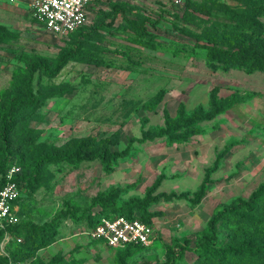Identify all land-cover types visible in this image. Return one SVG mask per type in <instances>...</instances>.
<instances>
[{
	"label": "rangeland",
	"instance_id": "374dc122",
	"mask_svg": "<svg viewBox=\"0 0 264 264\" xmlns=\"http://www.w3.org/2000/svg\"><path fill=\"white\" fill-rule=\"evenodd\" d=\"M31 1L0 0V26L17 36L0 44V100L12 88V78L21 76L34 56L51 62L61 50L78 44L91 64L68 61L53 78L33 75L34 92L61 84L68 85L70 92L45 99L30 119L13 130L11 148L21 170L43 149L61 148L77 138L92 140V151L101 145L121 151L129 139L162 127L163 110L171 118L179 105L186 114L197 107L208 110L212 91L216 99L234 94L244 99L198 122L197 135L183 143L167 144L161 138L130 144L127 155L112 161L109 171L98 159L43 166V183L32 193L20 191L15 203L18 224L42 225L67 206L74 208L79 221L59 220L47 245L32 227L1 233L0 264H47L52 258L60 260L53 264H166L171 240L193 241L216 206L246 200L264 184V74L207 68L205 49L199 46L203 43L194 39L205 24L180 19L183 0H101L87 14L81 28L86 35L77 38L47 33L31 19ZM210 1L236 5L229 0ZM113 2L131 7L125 18L147 19L145 28L151 37L139 38L124 29L120 14L111 27L98 28L101 12ZM254 3L264 5L263 0ZM259 21L264 29V17ZM159 91L163 96L155 106ZM204 180L203 196L197 204L191 203L192 193ZM113 188L120 191L115 208L131 199L167 198L148 202L143 213L134 212L148 219L153 230L148 248L111 249L87 235L89 214L97 210L90 207L91 200ZM216 228L223 245L236 247L248 240L251 250L264 247V193L254 212L224 217ZM179 264L215 263L185 253ZM229 264H264V251L243 254Z\"/></svg>",
	"mask_w": 264,
	"mask_h": 264
},
{
	"label": "trees",
	"instance_id": "16d2710c",
	"mask_svg": "<svg viewBox=\"0 0 264 264\" xmlns=\"http://www.w3.org/2000/svg\"><path fill=\"white\" fill-rule=\"evenodd\" d=\"M229 1L236 5L230 6L210 0L198 4L190 0H183V11L180 19H184L186 23L190 24H195L196 21L205 24L200 30L199 35L194 39L198 43H203L199 46L205 49V65L211 71L220 70L221 72H226L235 69L241 70L245 74L253 72L264 74V29L259 21V18L264 17V5L258 6L254 3V0ZM127 9L130 10L131 7L125 3H110L109 10L100 14L101 22L98 28L101 26L111 27L115 17L120 14L125 23L124 29L139 38L151 37L145 28L148 20L141 18L138 22H135L125 18L123 15ZM194 13L199 15V17ZM200 16L206 18V20H203ZM174 17L178 18L177 15H174ZM81 28L72 33L76 35V38L86 35L81 31ZM16 37V34L0 26V44H3L7 40H14ZM79 49L80 46L78 44H75L71 48L63 49L51 62L42 57L34 56L28 61L21 76H12V88L0 100V187L3 184V174L5 171L12 164L19 167V163L14 160L16 155L15 149L11 148V134L15 127L30 119L36 108L45 99L70 92V87L66 84L49 86L34 92L32 89L33 75L37 73L47 79L53 78L68 61L91 64V61L85 58L86 52ZM92 64L99 65L97 62ZM212 94L213 91L210 92L209 108L206 111L197 107L189 114H186L183 111L182 105H179L175 116L171 118L163 110L162 127L153 133L149 131L141 132L139 138L129 139L128 144L118 152L110 151L107 145H101L95 151H92L90 150L92 140L89 138L73 139L61 148L50 147L43 149L25 169L21 170L19 167L20 171L15 176L14 181L18 185L19 191L26 190L32 193L44 181V177L40 172L43 166L58 163L76 165L81 162H91L98 159L102 163L103 169L109 171V164L118 158L125 157L132 143H144L161 138L167 144L183 143L187 138L197 135L198 130L196 125L198 122L210 120L216 115L224 113L236 103L242 102L244 99L240 97L236 98L235 94L227 98L216 99ZM162 96L163 93L161 91L156 93L154 97L155 106L161 101ZM246 97L249 98L250 95L247 94ZM204 184L205 180L199 185L198 190L192 193L191 203L197 204L199 202L204 193ZM119 192L117 188H113L104 194L95 196L91 200L90 207L97 210L95 213L89 214V227L100 216H136L134 212L143 213L148 202L154 203L160 197L167 200L164 196L146 197L142 201L131 199L124 203L122 208H115L114 204ZM262 193H264V184L258 185L246 200L238 199L231 204L216 206L206 221L204 229L193 235V241L188 239H174L170 241L166 264H179L183 261L185 253L192 254L203 263L229 264L232 259L243 254L253 256L257 255L259 251H264V247L261 246H256L251 250L248 240L240 241L236 247L228 244L223 245L216 228L217 224L224 217L235 215L239 211L254 212L256 201L259 200ZM180 197H184V195L182 194ZM74 214V208L67 206V209L60 211L57 216L42 225L26 224L20 226V224H17L7 227L6 231L32 227L40 233L42 239L45 240L44 245H47L55 234L54 232L59 220L68 218L69 220L79 221V218H75ZM138 218L140 221L148 224V219L144 216ZM1 233H3L2 230H0ZM58 261L57 258H52V261L47 264H53L52 262Z\"/></svg>",
	"mask_w": 264,
	"mask_h": 264
},
{
	"label": "built area",
	"instance_id": "2783aa9c",
	"mask_svg": "<svg viewBox=\"0 0 264 264\" xmlns=\"http://www.w3.org/2000/svg\"><path fill=\"white\" fill-rule=\"evenodd\" d=\"M100 3L101 0H32L30 17L49 34L68 35L81 28L87 14L97 9ZM19 171V167L12 164L3 174L0 187V230L3 232L7 227L18 224L14 202L20 191L14 178ZM87 235L111 249L126 246L146 249L154 240L151 226L134 215L100 216L89 227Z\"/></svg>",
	"mask_w": 264,
	"mask_h": 264
},
{
	"label": "crops",
	"instance_id": "0c3cea01",
	"mask_svg": "<svg viewBox=\"0 0 264 264\" xmlns=\"http://www.w3.org/2000/svg\"><path fill=\"white\" fill-rule=\"evenodd\" d=\"M101 4V3H100Z\"/></svg>",
	"mask_w": 264,
	"mask_h": 264
}]
</instances>
